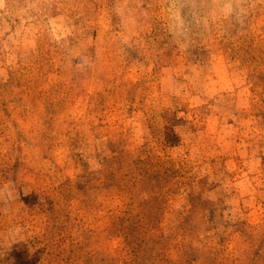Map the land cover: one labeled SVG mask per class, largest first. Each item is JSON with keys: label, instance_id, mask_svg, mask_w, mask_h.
I'll return each instance as SVG.
<instances>
[{"label": "rangeland", "instance_id": "rangeland-1", "mask_svg": "<svg viewBox=\"0 0 264 264\" xmlns=\"http://www.w3.org/2000/svg\"><path fill=\"white\" fill-rule=\"evenodd\" d=\"M263 63L264 0H0V264L261 263Z\"/></svg>", "mask_w": 264, "mask_h": 264}, {"label": "trees", "instance_id": "trees-1", "mask_svg": "<svg viewBox=\"0 0 264 264\" xmlns=\"http://www.w3.org/2000/svg\"><path fill=\"white\" fill-rule=\"evenodd\" d=\"M74 14L77 17V19H76L77 25L81 24L87 30H89L90 27H92L89 24L90 20H88L84 24L83 18L80 16V12L77 9L74 12ZM204 57H207V56H204ZM261 66L264 67V63ZM16 74H18V73H15L13 75V78H14L13 81H15L17 76H18ZM13 81H10L8 84L2 85V86L0 85V110H3L4 112H8L10 110L9 96H10V94L13 93V91L10 89V86L13 84ZM32 84H33V81H32ZM32 88H30L28 90V93H27L28 96L31 97L33 102L36 101V100H40V96H34V94H32V90H33ZM50 101L52 103L58 102L60 104L63 102V100H60V98H56V97L51 98ZM5 179H7L6 176H5ZM202 258H204V256H202ZM159 259L160 258H154V257L153 258H149L147 261L144 262V264H161L162 262H164V263L166 262V260H159ZM194 260H196V259H194ZM194 260H191V262H193ZM204 264H218V262H217V254L213 255V253H211V256L210 255L206 256V258L204 260ZM257 264H264V257H263V260L261 261V263H257Z\"/></svg>", "mask_w": 264, "mask_h": 264}]
</instances>
